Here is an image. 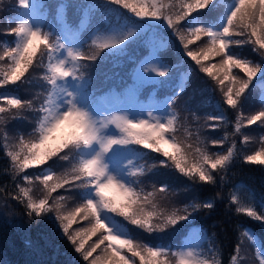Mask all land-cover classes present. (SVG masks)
Wrapping results in <instances>:
<instances>
[{
  "label": "snow or ice",
  "instance_id": "6c2138e0",
  "mask_svg": "<svg viewBox=\"0 0 264 264\" xmlns=\"http://www.w3.org/2000/svg\"><path fill=\"white\" fill-rule=\"evenodd\" d=\"M18 6L14 20L9 18L8 30L0 33L14 37L0 48V89L31 83L30 70L33 75L43 70L39 79L46 85L29 100L0 93V130L20 118L33 124L28 139L20 136L18 145L4 144L14 174L29 185L19 187L14 197L24 204L27 216L53 214L62 236L87 264H220L219 249L203 229H190L195 243L188 241L172 250L150 246L133 236L127 225L149 234L164 233L194 220V213L202 209H213V201L208 200L169 211L155 192L144 191L141 177L156 167H171L193 183L215 184L214 173L225 172L238 155L236 142L222 154L210 152L198 133L194 151L190 142L178 138L174 105L184 91L186 76L173 95L162 101L161 113L133 114L129 110L100 111L88 73L97 62L127 56L133 44L138 52L144 48L145 54L134 61L132 82L125 89L144 102L146 88L155 91L167 83L158 78L170 79L172 66L160 53L172 43L167 36H159V43L155 39L142 42L137 37L150 32L155 38L160 30H170L183 54L214 82V88L204 91L218 87L223 102L237 112L235 132L243 136L246 145L250 137L242 129L258 122L264 127V108L249 115L243 112L254 81L259 78L264 82V0H97L84 9V19L76 26L65 10L58 12L59 32L45 27L47 13L42 0H18ZM121 9L131 15H124ZM96 13L104 18L105 30L96 28L85 37L89 14ZM112 16L115 24L108 19ZM246 46L259 61L235 51ZM216 110L223 112L219 103ZM28 111L34 114L32 118L25 115ZM206 121L215 122L210 125L213 130L226 122L223 115H208ZM4 139H9L6 132ZM227 139L210 143L222 147ZM141 148L163 159L150 168L137 166L134 161L147 155ZM124 153L131 156L125 159ZM243 161L264 165V137L260 149L245 154ZM58 165L63 168L59 175L52 170ZM29 169L41 172L24 175ZM37 182L43 193L40 198L32 195L31 185ZM59 190L78 194L79 201L69 208L70 197L57 194ZM167 190V186L158 189ZM231 203L237 205L236 212L264 223V203L243 206L234 196ZM242 235L253 245L259 244L249 230L244 229ZM255 257L264 264L260 247ZM243 258L242 242L238 241L230 264H241Z\"/></svg>",
  "mask_w": 264,
  "mask_h": 264
},
{
  "label": "trees",
  "instance_id": "16d2710c",
  "mask_svg": "<svg viewBox=\"0 0 264 264\" xmlns=\"http://www.w3.org/2000/svg\"><path fill=\"white\" fill-rule=\"evenodd\" d=\"M72 6L74 7V4ZM18 10V0H0V33L8 30L10 26L9 18H13L14 20ZM73 12L74 10L70 14ZM123 12H127V10L123 9ZM127 15L130 16V14ZM113 17L109 18L110 22H116V18ZM103 19L99 13H96L93 27L95 28L99 23L102 24ZM164 33L169 35L172 40H175V37L168 30H165ZM149 34L153 35L150 32ZM12 40L13 36L0 34V48L7 43H11ZM167 49L168 51L165 53V56L173 65L175 62H178V58L182 60L185 56L181 52L182 46H180L179 42H174ZM239 54L259 61L258 56L249 46L242 48ZM110 66L111 64L96 63L90 70L96 72ZM193 70H199L198 66L194 67ZM91 71L89 73L97 85L100 77L96 75L97 73L94 74ZM234 71L238 70L234 69ZM29 75L32 76L31 83L8 87L15 88L19 97L24 100L33 99L37 93L43 91L45 88L44 83L39 79L43 75V70L36 72L34 75L30 70ZM193 75L194 78H200L196 73ZM241 75L243 74L241 73ZM211 85L215 87L213 81ZM194 93L195 89L190 85L186 98L188 99ZM255 97L256 92L252 89L249 99L244 104L243 112L245 115H247L246 105L251 104L250 108L254 113L264 108L257 104ZM218 98L223 101L222 94L219 92ZM198 100L199 97L195 99L194 106H197L196 102ZM194 106H191V108L195 114L188 119H182L183 121L178 124V138L190 142L194 151L199 143L197 133L200 140H203L205 143L207 136L209 137L208 140L212 141L221 140L223 137L228 136V139L225 141L228 143L236 142L238 155L225 172L214 173V176H216L215 184L193 183V181L183 176L174 168L159 169V167H156L141 177V187L144 188L145 192L155 191L159 202L169 211L174 208L183 209V205L188 200H192L195 203L212 200L214 208L211 210L202 209L198 213H194V220L182 222L180 225L170 228L164 233L149 234L135 226L127 225L129 232L150 246L161 244L173 246L178 243V238L181 237L182 233L191 224H198L213 240L214 247L219 249L220 264H230V256L233 254L238 241L242 242V256L244 257L241 264H259L255 257L257 251L256 245H253L247 237H244L242 232L244 229L252 232V234L259 238L261 246L264 249V223L253 220L244 213L236 212L237 205L231 203V198L234 196L239 205L243 206L252 205L259 207L264 203V165L244 162V152L241 151L244 150L246 154H251L260 149L261 138L264 137V127L251 125L242 129L243 134L250 137L249 143L245 145L243 143V136L236 134L234 131L237 117L235 110L231 107L225 109L232 116L233 125L224 123L216 128V130L210 129V131L203 132L202 125L206 119L200 118V109L197 111ZM208 115L210 114L208 113ZM26 116L32 118L34 114L28 111ZM208 122L209 126L215 123L214 121ZM183 123L185 125L181 127ZM180 127L182 130H180ZM32 129L33 124L29 120L27 124L26 119L20 118L11 121L0 130V264H87L80 254L75 252V246L61 236L54 221L48 220L46 216H27V209L24 204L20 200L14 199L19 193V187H28L29 185L20 176L14 174L11 160L7 157L4 144L1 141L5 140V132L8 136L16 135L18 138L23 136L27 139ZM251 142V146H255L254 149H251V146L247 147ZM209 146L218 150V146H213L210 142ZM160 159L161 157L159 158L150 154L147 168H150L153 162ZM52 170L59 175L63 168L58 165L53 167ZM36 171L40 173L41 169H37ZM34 173L33 170H28L24 175H33ZM221 176L223 177L222 179ZM162 186H167L168 190L166 192H159L158 189ZM31 187L34 188L32 191L34 198L42 197L43 193L38 182L31 185ZM189 187H194L195 191L187 192ZM240 188L247 189L249 192L251 191L252 196L245 199L246 195L242 192L239 194V199L237 194L241 190ZM60 193L69 196L70 199L67 202L73 205L79 201L78 194L76 193L74 195L73 193L59 191L57 194ZM192 195H196V197H192ZM21 199L23 198L21 197ZM175 200L177 202L173 204L172 202ZM213 234L215 235L213 236Z\"/></svg>",
  "mask_w": 264,
  "mask_h": 264
},
{
  "label": "rangeland",
  "instance_id": "374dc122",
  "mask_svg": "<svg viewBox=\"0 0 264 264\" xmlns=\"http://www.w3.org/2000/svg\"><path fill=\"white\" fill-rule=\"evenodd\" d=\"M122 13H124V15H127V14H130L128 12H123V9L120 10ZM131 15V14H130ZM166 30V29H165ZM169 32H171L170 30H168ZM145 33V32H144ZM144 33H140V34H144ZM174 37V36H173ZM175 41H178L176 38H175ZM132 46H130L131 48ZM195 47V46H193ZM250 47V46H249ZM129 48V52H128V55L127 56H124V57H113L109 60H111L113 62V64L115 66H117L118 68L120 69H123V68H126L127 67V63L129 61L130 58H132V51L131 49ZM242 48H237L235 49V51L237 53H239L241 51ZM257 55V54H256ZM258 56V55H257ZM258 58L260 59V57L258 56ZM190 59V58H189ZM108 60V61H109ZM107 61V60H106ZM105 62V61H104ZM206 63H210V62H206ZM188 65L192 66V67H196L197 65H195V62L194 61H190L188 62ZM187 68V67H185ZM119 74V70L116 72V75ZM197 74L200 76V78H198L194 84H193V88L195 89V93L191 95V99L188 100L189 102L185 103V111H183L185 114L183 115V119H188L190 116L194 115L195 113L193 112V109L191 108V106H194V102H195V99L197 97H199V100L196 102L197 104V109L199 110L200 109V112H199V116L201 119H206V117L208 116V113L211 111H217L216 110V104L219 103L220 107L225 110L227 107L229 106H226L225 103L218 98V92L221 94L220 90L218 87L215 88L214 91H204V89H212L214 88L212 85H211V78L208 77L205 73H201L199 72V70H197ZM173 75V74H171ZM257 81L260 82V83H263L262 81L259 80V78H257ZM15 90L11 89V88H6V89H0V93H10V94H15ZM119 95L118 94H114L111 99L114 101L116 98H118ZM261 98V96H260ZM262 101L264 102V95L262 96ZM251 104L249 105H246L245 108H247V115L249 114H254V112L251 110ZM99 110L100 111H103L102 109V105H99ZM114 110H129L131 112H133V114H141V113H144L146 111H149V110H153V111H156L157 114L161 113L164 109H163V104H157V103H154V105L146 108V109H141L139 107V104L137 103V100L134 96H132L130 93H127V99H126V102H125V105L124 106H121V107H117L115 108ZM26 115V113H25ZM210 115H216V114H210ZM220 115H223L225 117V112L223 111L222 113H220ZM23 119V118H22ZM27 121V124H28V120ZM228 124H232L233 125V118L232 116H230L228 114L227 116V122ZM185 124L183 123V125L181 127H183ZM28 126V125H27ZM255 127H260V125L257 123L256 125H254ZM180 127V130H182ZM210 129H212L210 126H209V122L208 121H205L203 122V125H202V131L203 132H207V131H210ZM232 131H233V126H232ZM234 131H235V126H234ZM256 135V134H255ZM29 138V135L27 137V139ZM208 136H207V140H206V143L209 145V142H211L212 140H208ZM2 144H5L7 143L9 147H12L14 145H18L19 144V138L16 136V135H11L9 136V139L7 141L5 140H2L1 141ZM231 143H228L227 141H224V144L223 146H218V150L215 149V148H211L210 146L208 147V150L212 153H222V154H226V151L229 147H231ZM252 145V142L250 145H248L247 147L249 148L250 146ZM5 148V147H4ZM251 149H254L255 146H251L250 147ZM238 149V148H237ZM171 150V149H169ZM244 152V155L246 154L244 150H241ZM5 152H7V149L5 148ZM152 153L151 151L149 152V154ZM237 153H238V150H237ZM254 153V152H252ZM251 153V154H252ZM249 154V153H247ZM125 159L129 158L131 156V153H124L123 154ZM153 155L157 156V157H161V159H163L162 156H160L159 154H156V153H153ZM236 158V156L234 157V159ZM233 159V160H234ZM136 161V160H135ZM134 161V163H135ZM140 166V165H139ZM143 166L146 168L147 167V164H143ZM165 167H159V169H164ZM29 170H33L35 173L34 174H37V169H29ZM241 190L239 191V193L237 194V197L240 199V193L244 192L245 193V199L249 198L250 196H252V193H250L247 189H244V188H240ZM34 190V188L32 187V191ZM60 192H63V190H59ZM194 192L195 189L194 187H189L188 191L187 192ZM155 192V191H154ZM75 195V193H73ZM156 197L158 198L157 196V193H155ZM192 197H196V195H192ZM177 202V200L173 201L172 203L175 204ZM191 203H194L192 200H188L187 202H185V204L183 205L184 207L185 206H188L190 205ZM67 206L69 208H71L72 206H74L73 204L67 202ZM47 219L48 220H51V221H54V217H53V214H47L46 215ZM117 219H120V218H117ZM86 223V222H84ZM54 224L56 225L57 227V230L60 232L61 236H62V230H59L58 229V222H55L54 221ZM180 225V224H178ZM176 225V226H178ZM175 226V227H176ZM79 225H73V228H78ZM128 227V226H127ZM192 229H201L200 227H197V226H194V228ZM254 235V234H253ZM255 236V235H254ZM63 237V236H62ZM67 240L66 237H63ZM256 240L259 242V244L257 245V247H260V240L257 236H255ZM188 241H192L193 243H195V239H194V233L192 232H189L188 236L184 239V242H182L180 244V246L178 248H181L185 245L186 242Z\"/></svg>",
  "mask_w": 264,
  "mask_h": 264
}]
</instances>
